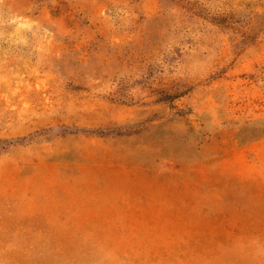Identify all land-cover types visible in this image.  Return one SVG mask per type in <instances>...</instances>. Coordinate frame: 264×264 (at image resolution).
<instances>
[{
  "label": "rangeland",
  "instance_id": "1",
  "mask_svg": "<svg viewBox=\"0 0 264 264\" xmlns=\"http://www.w3.org/2000/svg\"><path fill=\"white\" fill-rule=\"evenodd\" d=\"M136 1L0 0V264H264V0Z\"/></svg>",
  "mask_w": 264,
  "mask_h": 264
},
{
  "label": "crops",
  "instance_id": "2",
  "mask_svg": "<svg viewBox=\"0 0 264 264\" xmlns=\"http://www.w3.org/2000/svg\"><path fill=\"white\" fill-rule=\"evenodd\" d=\"M76 0V23H89L86 25V36L95 37L102 32L107 26L106 23H116L114 16L111 14L102 15L101 9L104 5H109L116 0ZM120 1V0H119ZM123 1V0H121ZM135 12H152L155 4L148 5L144 0H138L133 4Z\"/></svg>",
  "mask_w": 264,
  "mask_h": 264
}]
</instances>
